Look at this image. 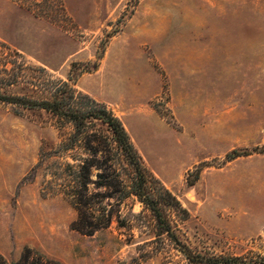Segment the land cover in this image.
<instances>
[{"label":"rangeland","instance_id":"obj_1","mask_svg":"<svg viewBox=\"0 0 264 264\" xmlns=\"http://www.w3.org/2000/svg\"><path fill=\"white\" fill-rule=\"evenodd\" d=\"M0 40L55 77L74 69L76 87L123 120L190 211L180 225L190 247L264 253V0H0ZM62 138L45 111L0 103V253L162 264L163 254L141 260L152 221L136 197L121 205L126 227L71 228L77 211L53 178L55 161L71 159L48 158Z\"/></svg>","mask_w":264,"mask_h":264},{"label":"trees","instance_id":"obj_2","mask_svg":"<svg viewBox=\"0 0 264 264\" xmlns=\"http://www.w3.org/2000/svg\"><path fill=\"white\" fill-rule=\"evenodd\" d=\"M75 72L72 69L67 79L55 77L0 40V103L12 106L18 114L45 111L62 132L60 144L48 158L71 159L59 165L55 161L53 172L59 190L77 211L71 228L93 235L114 220L126 227L120 208L126 199L136 197L143 205L140 216L147 214L152 221L153 236L141 246L142 261L163 254L162 264H264L261 252L228 256L190 247L180 234V225L190 218V211L147 166L123 120L107 103L76 87ZM258 150L236 148L226 158L232 160ZM117 163L123 165L130 179H125ZM200 172L199 168L194 179L188 178L189 185ZM0 264L63 263L26 246L17 261L9 262L0 253Z\"/></svg>","mask_w":264,"mask_h":264},{"label":"crops","instance_id":"obj_3","mask_svg":"<svg viewBox=\"0 0 264 264\" xmlns=\"http://www.w3.org/2000/svg\"><path fill=\"white\" fill-rule=\"evenodd\" d=\"M126 126V125H125ZM127 128V127H126ZM127 130L129 131V133H130V135H131V137H132V139H133V141H134V143H135V145L137 146V142H136V138H135V136H134V134L132 133V131H130L128 128H127ZM138 148V147H137ZM139 149V148H138ZM140 151V150H139Z\"/></svg>","mask_w":264,"mask_h":264}]
</instances>
